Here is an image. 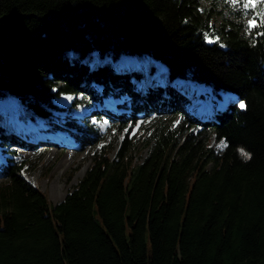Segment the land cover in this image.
<instances>
[{"label":"trees","instance_id":"trees-1","mask_svg":"<svg viewBox=\"0 0 264 264\" xmlns=\"http://www.w3.org/2000/svg\"><path fill=\"white\" fill-rule=\"evenodd\" d=\"M261 13L246 35L240 22L216 26L199 0H0V98L12 94L30 110L28 118L18 110L22 124L99 142L92 125L54 120L60 93L128 94L129 104L116 102L128 111L91 113L117 133L139 114L154 116L144 156L131 155L128 133L113 155L115 140L102 143L57 202L25 178L12 149L0 163V264H264ZM121 54L153 61L136 69L96 59ZM156 63L175 82L233 96L191 111L187 88L153 79ZM40 141L0 122L2 146Z\"/></svg>","mask_w":264,"mask_h":264},{"label":"rangeland","instance_id":"rangeland-1","mask_svg":"<svg viewBox=\"0 0 264 264\" xmlns=\"http://www.w3.org/2000/svg\"><path fill=\"white\" fill-rule=\"evenodd\" d=\"M259 2L258 6L257 3ZM199 9L207 10L212 16V23L216 26L222 22L236 21L243 25V31L248 35L262 19L260 14L264 12V0H199ZM253 9V10H252ZM257 14V15H256ZM218 38L216 35H207L208 41H214ZM100 62L107 61L111 65L140 69V64L151 63L153 60L148 57L136 58L121 54L119 57H110L107 55L98 56ZM95 58H92L93 64H96ZM143 68V66H141ZM156 72L154 78L158 77L162 80L169 81L172 86L183 87L188 89L187 97H191L190 104H187V109L195 112H206L212 103L220 105L226 101L227 96H233L229 93H213L208 85L201 83H192L187 81L175 82L169 78L165 67L156 63ZM133 83L139 86L141 79H132ZM99 87V85H94ZM87 94L82 96L73 93H60L54 97V102L58 108L53 112V118L58 123L62 121H75L83 125L84 131L88 132V127L96 130L92 136L95 140L102 138L99 142L92 141L88 144L78 143L72 138L70 133L64 129H54L46 127L43 121H31L22 123L16 118L18 110L21 111V116L28 118L30 110L23 103L16 104L14 95L9 94L7 98H0V122L12 123L11 120L19 126H22L25 131H34L37 136L44 137V141L39 143L37 147L29 145L25 147H14L11 145H0V163L3 162L6 156H12V149H15L17 159L25 161L26 168L24 170L25 178L32 184L43 190L51 202H57L63 198L65 193L71 189L74 184L83 175L85 169L90 163V154L100 148V145L108 144L115 140L116 146L110 152L114 154L126 133L128 136L133 135L134 138L130 153L134 157L144 156L146 153L145 141L148 139L151 130L153 129L154 116H142L139 114L138 119L134 124H128L118 133L115 132L113 124L105 116L93 117L92 112L99 108H109L117 111H128L124 106H115L113 103L122 102L129 104L131 97L124 93L119 97H105L104 105L96 97ZM179 115L175 116L173 121L178 119ZM142 131L141 134L138 133ZM217 149L224 147V141L219 140L215 143Z\"/></svg>","mask_w":264,"mask_h":264},{"label":"bare ground","instance_id":"bare-ground-1","mask_svg":"<svg viewBox=\"0 0 264 264\" xmlns=\"http://www.w3.org/2000/svg\"><path fill=\"white\" fill-rule=\"evenodd\" d=\"M104 98L105 97H103L102 99H101V102L103 103V105H104V103H105V101H104ZM10 121L12 122V123H14L12 120H11V118H10ZM21 122V121H20ZM22 123V122H21ZM15 124V123H14ZM16 125V124H15ZM23 125V124H22ZM16 126H18V127H20L19 125H16ZM24 129V128H23ZM26 133H27V131H25ZM28 132H29V130H28Z\"/></svg>","mask_w":264,"mask_h":264}]
</instances>
